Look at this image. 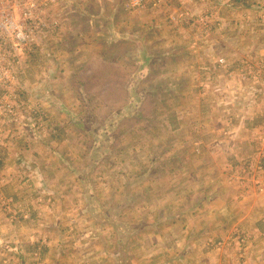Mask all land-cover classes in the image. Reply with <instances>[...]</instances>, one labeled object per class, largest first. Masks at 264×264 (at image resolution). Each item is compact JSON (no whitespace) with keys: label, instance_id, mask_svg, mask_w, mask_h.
Returning a JSON list of instances; mask_svg holds the SVG:
<instances>
[{"label":"rangeland","instance_id":"rangeland-1","mask_svg":"<svg viewBox=\"0 0 264 264\" xmlns=\"http://www.w3.org/2000/svg\"><path fill=\"white\" fill-rule=\"evenodd\" d=\"M64 11L1 72L0 264H264V0ZM100 61L128 107L86 121Z\"/></svg>","mask_w":264,"mask_h":264},{"label":"built area","instance_id":"built-area-1","mask_svg":"<svg viewBox=\"0 0 264 264\" xmlns=\"http://www.w3.org/2000/svg\"><path fill=\"white\" fill-rule=\"evenodd\" d=\"M89 1L91 0H0V81L4 78L1 74L4 71L3 66H8L11 62L18 63L16 56L18 50H27L30 53L34 45L38 46L37 40L44 34H54L60 30L64 21L59 19L65 14V4L70 2L76 6L77 3L84 4ZM100 1L112 4L115 0ZM169 1L124 0L125 9L137 13L142 12L146 7L153 9L160 4L167 5ZM179 1L185 3L192 0ZM72 10L76 11L73 8ZM1 45L13 58L5 59L7 53L2 52Z\"/></svg>","mask_w":264,"mask_h":264},{"label":"trees","instance_id":"trees-1","mask_svg":"<svg viewBox=\"0 0 264 264\" xmlns=\"http://www.w3.org/2000/svg\"><path fill=\"white\" fill-rule=\"evenodd\" d=\"M99 63L95 67L92 64H86L83 70L78 69L76 78L79 81L73 83V88L78 85L76 96L80 103L83 107L89 108L86 112V121L94 119V115L103 121L117 118V112L128 107V88L126 86L132 79L131 76L133 77L135 74L134 66H131V70L130 67L115 62L100 61ZM91 91H94V96L88 95ZM104 92L106 94H103ZM95 103H101V106ZM146 105L149 107V101H146ZM149 113L144 109L140 118L136 116L123 117L118 123L119 127H122L125 122L130 123V127H134L138 122L148 120ZM79 124L82 125V122L79 121Z\"/></svg>","mask_w":264,"mask_h":264}]
</instances>
